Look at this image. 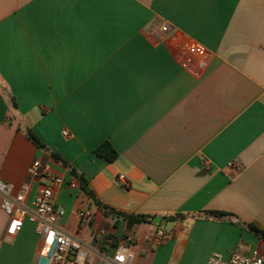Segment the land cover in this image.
Here are the masks:
<instances>
[{"label": "crops", "instance_id": "crops-1", "mask_svg": "<svg viewBox=\"0 0 264 264\" xmlns=\"http://www.w3.org/2000/svg\"><path fill=\"white\" fill-rule=\"evenodd\" d=\"M104 142L115 161L97 154ZM50 153L109 206L176 220L168 238L156 240L162 226L153 221L128 228L105 217ZM36 160L65 178L54 196L65 210L59 225L96 264L118 244L134 252L131 264L264 255V242L244 227H264V0H0V176L19 189ZM45 183L31 182L30 212ZM80 211L92 220L79 221ZM206 211L229 215L195 217ZM7 225L0 211V264H36L35 225L26 220L12 239ZM95 226L116 243L95 246Z\"/></svg>", "mask_w": 264, "mask_h": 264}, {"label": "built area", "instance_id": "built-area-1", "mask_svg": "<svg viewBox=\"0 0 264 264\" xmlns=\"http://www.w3.org/2000/svg\"><path fill=\"white\" fill-rule=\"evenodd\" d=\"M167 31V27H163ZM192 49L200 57H205L204 46L195 44ZM65 137H70L67 131L63 132ZM233 166V164H230ZM30 182L24 183L19 189L10 184L0 176V211L8 217L6 235L8 238H15L24 228L26 220L35 225V231L41 238V244L36 264H94V257L89 258L83 241L76 234L67 233L59 220L65 216V210L56 208L54 202L55 191L66 184L62 175L52 172L48 164H42L39 160L32 163L29 170ZM45 179L46 183L39 186L34 201L32 202L33 212H30L27 205V197L31 190V182H40ZM120 186H126L124 176L118 177ZM68 185L76 188L77 183L70 181ZM77 218L81 222H90L93 215L89 211H80ZM168 238V231L161 227L156 232V240L162 242ZM93 243L97 247L115 244L114 238L107 230L95 226L92 234ZM127 242H134L133 237H128ZM94 250H97L94 248ZM92 254L93 252L89 250ZM94 256V255H93ZM134 252L130 246L118 244L114 247L110 257H106L101 264H131L134 260ZM207 264H264V255L254 249L249 254L232 252L229 258L214 252L207 260Z\"/></svg>", "mask_w": 264, "mask_h": 264}, {"label": "trees", "instance_id": "trees-1", "mask_svg": "<svg viewBox=\"0 0 264 264\" xmlns=\"http://www.w3.org/2000/svg\"><path fill=\"white\" fill-rule=\"evenodd\" d=\"M6 103L8 108L12 112L17 111V103L14 97L7 96ZM26 137L31 140L39 149L49 152L46 148L45 144L32 132L31 129L22 125L20 126ZM97 154L99 156L105 157L109 162L115 161L117 158L116 151L112 148V146L108 142H104L97 148ZM50 155L58 162H60L63 166L67 167L70 170V173L78 180L81 190L88 197V199L92 202V204L100 210L105 217L114 218L117 221L124 220L127 223L128 228H132L141 223H152L154 220V216L144 215V214H129L113 208L108 204L101 201L94 191L90 188L88 181L84 178L83 175H80L73 167L69 166L67 162L61 159V157L55 153H50ZM229 215L224 212H216V211H206L201 214H196L195 217H222ZM182 215H176L171 218L177 219L182 218ZM244 227L255 234L258 238H260L264 242V227L257 221H253L251 223L245 224ZM105 246V245H104Z\"/></svg>", "mask_w": 264, "mask_h": 264}, {"label": "water", "instance_id": "water-1", "mask_svg": "<svg viewBox=\"0 0 264 264\" xmlns=\"http://www.w3.org/2000/svg\"><path fill=\"white\" fill-rule=\"evenodd\" d=\"M182 222V220H180ZM176 220H170L167 217H155L153 223L165 228L166 231L170 232L176 225Z\"/></svg>", "mask_w": 264, "mask_h": 264}, {"label": "rangeland", "instance_id": "rangeland-1", "mask_svg": "<svg viewBox=\"0 0 264 264\" xmlns=\"http://www.w3.org/2000/svg\"><path fill=\"white\" fill-rule=\"evenodd\" d=\"M76 229H77V226H76ZM76 231V230H75ZM96 264V263H95Z\"/></svg>", "mask_w": 264, "mask_h": 264}]
</instances>
